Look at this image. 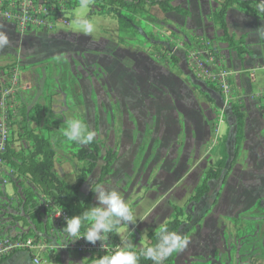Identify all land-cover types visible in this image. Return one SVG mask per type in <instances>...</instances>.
Here are the masks:
<instances>
[{"label":"rangeland","instance_id":"374dc122","mask_svg":"<svg viewBox=\"0 0 264 264\" xmlns=\"http://www.w3.org/2000/svg\"><path fill=\"white\" fill-rule=\"evenodd\" d=\"M71 1L65 14L69 26L51 33L22 34L0 20L9 41L0 48V72L17 71L29 88L26 104L43 103L40 90L48 73L54 82L53 115L63 122L82 119L98 133V166L80 190L82 200L99 177L106 151L116 153L101 185L119 190L136 220L135 230L117 228L118 250L131 234L139 242L135 249L155 245L163 226L176 219L175 232L189 243L163 264H264V72L261 91L251 98L263 118L250 113L236 155L231 106L238 104L239 91L231 76L224 92L205 72L230 73L221 53L227 45L209 18L220 0H175L187 16L152 8L151 21H140L130 35L119 33L115 8L100 0ZM232 8L264 20L250 12H264L263 6ZM122 14L135 19L127 10ZM83 18L94 26L87 36L77 24ZM12 130L15 135L17 128ZM65 148L62 143L56 152L55 171L72 185L83 164ZM205 179L207 194L190 201ZM6 192L14 193L12 187Z\"/></svg>","mask_w":264,"mask_h":264},{"label":"trees","instance_id":"16d2710c","mask_svg":"<svg viewBox=\"0 0 264 264\" xmlns=\"http://www.w3.org/2000/svg\"><path fill=\"white\" fill-rule=\"evenodd\" d=\"M100 1L104 4V6L115 8L114 14L118 24V31L119 33H124V35H130V31L134 28V26L141 24L140 21H151L150 9L152 8L158 9L163 15L169 13H176L182 16L188 15L186 10L173 5L175 0ZM236 4L247 10H251L252 6L264 7V5L258 1L236 3L235 0H220V9L213 11L209 18L215 30L221 33V41L227 45V48L234 50L239 56H242L245 53L244 38L237 39L230 36L225 19L227 10ZM123 9L129 11L133 16H135V19H128L124 17L122 14ZM250 12L254 16H261V18L264 19V12L260 10H252ZM13 71L14 70H6L4 73L9 76L13 73ZM36 75L40 79L42 72L37 70ZM53 86L54 82L49 78L48 73H46L40 90V97L43 100L42 104L37 101L35 103L26 104L25 95L27 91L22 90L20 92L17 100L19 119L14 123L17 130L15 135V132H12L10 136L6 158L14 164L15 168H17V180H20V186L26 185V187L23 188V194L26 197V201L24 203V210L26 214H28L29 203H31L35 198L34 192L39 191L43 195L54 200L61 208L65 209L70 218L73 216L82 217L88 209L94 206L92 203L94 194L89 190L87 197L82 200L80 198V190L86 183L88 176L92 174L98 166L100 144L96 139L92 144L85 146H80L66 141L61 134L65 127V123L63 122L62 117H55L52 112V101L54 96L52 91ZM261 110L264 115V106L261 107ZM231 112L236 122V147L234 153L237 155L239 147L244 140L246 115L238 104L231 106ZM32 124H35L36 127L32 128ZM60 126H63V128ZM62 143H66L65 153L73 160L83 164V166L78 169L75 176V182L72 185H69L61 180L55 171L56 152L60 149ZM14 144L18 145L13 148L12 146ZM117 159L118 157L114 151H106L103 158V164L99 170V177L93 186L97 184L101 185L104 182L105 178L110 175L111 168ZM208 189L207 179H205L201 186L196 189L194 195L190 198V201L200 200L205 194H207ZM29 219L32 220L37 227H39L40 222L37 215H32ZM14 220L23 224H26L27 222L24 217L14 218ZM90 227L91 221L82 220L79 232L85 235ZM177 228L178 224L175 219L166 223L162 229L175 231ZM116 230L117 228L113 232L105 234V237L115 245H117V238L115 236ZM154 238L155 234L152 235L151 240ZM152 243L153 241L149 245L145 246V248L139 250L132 247L131 250L139 257L138 264H152V261L144 258L142 255L143 250L152 246ZM115 251H118V248H115L113 252ZM171 256L172 255L168 257ZM10 257L1 259L0 263ZM99 257L101 256L89 258L86 264H94L95 259Z\"/></svg>","mask_w":264,"mask_h":264},{"label":"built area","instance_id":"2783aa9c","mask_svg":"<svg viewBox=\"0 0 264 264\" xmlns=\"http://www.w3.org/2000/svg\"><path fill=\"white\" fill-rule=\"evenodd\" d=\"M71 0H0V20L15 27L20 33H51L57 26H69L67 6L74 5ZM197 55H193V65H197ZM264 69V64H263ZM206 76L226 91V77L223 71L213 75L206 70ZM28 91L27 86L20 83L17 71L9 76L0 72V260L16 254H25L33 264H46L44 257L56 252L75 253L80 256L110 255L118 245L111 243L106 237L100 243L90 244L85 241L84 234L79 232L78 240L73 243L64 241L60 230L70 218L68 212L54 200L39 191L34 192V199L28 205V214L24 210L26 197L20 180H17V168L7 157V147L13 132L14 123L19 119L17 110L20 92ZM13 188V194L6 192ZM37 215L40 222L37 227L30 216ZM24 217L23 224L14 218ZM66 243H70L67 247Z\"/></svg>","mask_w":264,"mask_h":264},{"label":"clouds","instance_id":"9594fccd","mask_svg":"<svg viewBox=\"0 0 264 264\" xmlns=\"http://www.w3.org/2000/svg\"><path fill=\"white\" fill-rule=\"evenodd\" d=\"M259 2L264 4V0H259ZM84 3H86V0H82V4ZM77 24L86 36L94 30L93 24L87 18L77 21ZM254 34L258 42L264 39V26L258 27ZM8 43L7 35L0 32V48L7 46ZM64 123L65 127L62 135L68 142L85 146L92 144L98 136L95 130L79 118L67 119ZM90 191L95 195L97 205L88 209L82 217L73 216L66 219V226L60 230L64 241L73 243L83 238L86 242L94 245L97 241L102 243L105 234L113 232L122 224L132 225L133 227L136 225L133 211L125 202L119 190L99 184L93 186V183H91ZM82 220L91 221V227L83 237L77 238L79 237ZM70 243H66L65 247ZM188 243L189 241L178 232L162 229L157 237L156 244L144 249L142 255L152 261V264H163L168 256L182 251ZM132 247L133 244L130 239L125 237L118 251L96 258L94 264H138L139 257L131 250Z\"/></svg>","mask_w":264,"mask_h":264},{"label":"crops","instance_id":"0c3cea01","mask_svg":"<svg viewBox=\"0 0 264 264\" xmlns=\"http://www.w3.org/2000/svg\"><path fill=\"white\" fill-rule=\"evenodd\" d=\"M194 19L197 20L199 17H195ZM225 19L229 35L236 38L244 37L245 42V53L242 56H239L234 50H230L224 45L221 46H224L226 49L221 53L224 58L223 63L230 67V78L234 80L237 90L239 91V95L236 96V99L238 100L237 103L242 106V110L246 115L244 128V134H246L250 123V113L258 118V120L260 116H262L261 111L256 107V102H251V98L256 91H261V85L259 84L262 79L261 72H264L262 69V65L264 64V39L258 42L254 33L258 27L264 26V20L251 17L234 8H229L227 10ZM262 90H264V88ZM92 202L96 204L95 198ZM132 229L135 230V226ZM131 237L132 238L129 239L136 248V245L139 243L138 239L134 234H131ZM116 243L119 245L118 240H116ZM89 258L88 256H80L75 253L56 252L46 255L44 260L46 264H51L52 260L57 264H86ZM0 264H33V262L32 259L25 254H16L2 261Z\"/></svg>","mask_w":264,"mask_h":264},{"label":"water","instance_id":"95a60500","mask_svg":"<svg viewBox=\"0 0 264 264\" xmlns=\"http://www.w3.org/2000/svg\"><path fill=\"white\" fill-rule=\"evenodd\" d=\"M238 1H240V2H245V1H258L259 2V0H238Z\"/></svg>","mask_w":264,"mask_h":264}]
</instances>
